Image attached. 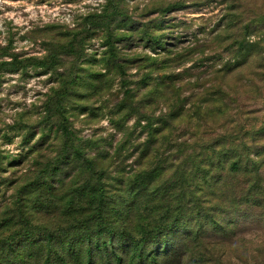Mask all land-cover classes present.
<instances>
[{
    "label": "rangeland",
    "instance_id": "obj_1",
    "mask_svg": "<svg viewBox=\"0 0 264 264\" xmlns=\"http://www.w3.org/2000/svg\"><path fill=\"white\" fill-rule=\"evenodd\" d=\"M106 1L0 0V61L49 55L54 43L70 40L84 26L85 17L100 12ZM120 4L122 14L114 21L120 26L114 30L116 58L108 50L104 29L97 28L77 54L62 52L55 66L30 64L0 71V222L6 215H17L18 220V198L26 201L35 223L64 222V207L48 212L41 198L65 204L74 190L94 181L91 159L105 160L110 170L106 180L111 183L157 161L174 171L184 159L199 154L202 158L204 143L217 135L248 132L250 138L258 129L264 131V67L243 57L235 65L237 60L230 58L233 48L227 49L230 45L220 34L226 14H238L241 26L264 14V0H120ZM230 61L228 68L225 63ZM217 84L229 93L218 97L225 113L212 114ZM63 87L67 93L56 107L54 98ZM198 107L207 111L197 114ZM60 111L67 120L68 137L61 128ZM250 143L257 151L264 146V135ZM61 156L64 163L57 161ZM42 176L53 184V192L38 195L41 189L33 182ZM238 179L233 182L241 185L242 178ZM27 185L29 194L23 190ZM231 219L227 233L211 228L200 244L216 247L232 260L227 261L230 264L249 262L252 255L263 260L264 205H244ZM15 227L4 229L0 224V262L43 264L46 249L41 246L4 245L2 238ZM79 238H73V251L84 259L89 243L78 242ZM184 238V233L177 234L180 258L169 264H196L187 260L197 242ZM121 240L115 234L113 248L125 255L129 242ZM53 244L68 264L85 262L69 254L71 243H62L60 236ZM93 251L94 264H106V258L115 264L113 252L107 256L106 248ZM51 260L61 264L55 253Z\"/></svg>",
    "mask_w": 264,
    "mask_h": 264
},
{
    "label": "trees",
    "instance_id": "obj_2",
    "mask_svg": "<svg viewBox=\"0 0 264 264\" xmlns=\"http://www.w3.org/2000/svg\"><path fill=\"white\" fill-rule=\"evenodd\" d=\"M120 5V0H107L100 12L89 13L85 17L84 26L72 34L70 40L60 45L54 43L49 55L42 58L13 56L10 60L0 61V71L20 70L30 64L55 66L62 52L77 54L79 48L83 47V40L97 28L104 29L108 50L111 57L116 58L114 30L120 26L115 25L114 21L122 14ZM168 10L170 6L167 7L166 11ZM226 18L224 30L220 33L223 36L221 40L226 42V46L230 45L227 49L233 48L234 55L230 58L237 60L235 65L239 66L241 61L239 62L237 58L243 57L244 60H257V66L264 67V14L245 20L241 26L237 23L238 14L229 13L226 14ZM157 39L159 42L158 37H153V40ZM231 64L230 61L225 63V66L229 68ZM97 75L102 74L98 71ZM262 78L264 79V69ZM213 91L217 95L213 99L215 106L212 114L223 113L224 109L222 104H218V97L221 96L223 99L229 92L218 84ZM66 93V87L59 91L54 98L56 107L61 104ZM195 111L197 114H203L207 110L201 111L198 107ZM59 113L63 120L61 128L68 137L67 120L63 119L62 111ZM248 134L229 132L217 135L214 141L204 143L202 158L199 154L184 159L174 171L157 161L156 165L147 170L143 169L126 179L116 177L111 183L106 180L110 170L105 160L91 159L89 161L93 167L91 171L96 173L92 179L94 181L74 190L65 204L53 205L52 199L41 198L40 204L48 212L58 206L65 208H61L63 214H67L64 222L41 225L35 223L26 208V201L18 198L16 200L19 203V206H16L18 220L15 219L17 215L8 217L6 215L0 224L4 229L8 226L15 227L19 223L20 225L3 237L2 242L7 247L41 246L46 249L43 264H53L51 253H55L61 264H68L63 258L64 255L54 246V237L60 236L62 243L72 244L74 236L78 235L80 237L78 242L85 240L89 243L84 251L85 258L81 259L79 254L73 251L74 244H69L68 252L78 261H85L82 264H94L93 249L102 248L108 250L107 256L113 252L115 264H125V261L129 264H169L173 258H180L175 240L177 234L182 232L185 234L184 239L193 238L197 242L191 251L192 259L187 261H195L196 264H230L227 261L232 260L222 251L216 247L209 248L207 245L203 247L200 240L211 228L227 233V230H230L231 218L238 214L244 205H264V146L253 151L250 143L251 140L263 137L264 131L260 128L251 133L250 138ZM62 157L57 161L61 160L64 163L66 159ZM50 168L55 171L57 166L53 164ZM48 170L49 167L45 172ZM169 170L172 172L170 171L167 178L165 174ZM222 171L226 173L224 177ZM239 177L242 178L241 185L238 183ZM233 179H238L236 180L238 182L234 183ZM34 181L33 184L41 189L38 195L53 192L54 186L47 177H37ZM23 190L25 194H29V185ZM75 215L83 219L75 222L67 217ZM65 223L68 226H65ZM115 234L129 242L126 256L116 250V247L113 248ZM102 237L105 239L99 242ZM39 240H42V243H38ZM105 261L109 264L107 258ZM247 261L249 262L243 264H264L258 262L264 259L256 255H252Z\"/></svg>",
    "mask_w": 264,
    "mask_h": 264
}]
</instances>
